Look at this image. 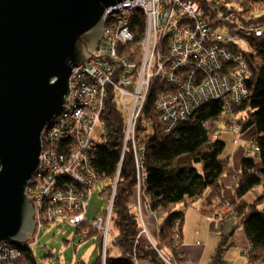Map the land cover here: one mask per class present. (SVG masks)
<instances>
[{
    "label": "built area",
    "instance_id": "obj_1",
    "mask_svg": "<svg viewBox=\"0 0 264 264\" xmlns=\"http://www.w3.org/2000/svg\"><path fill=\"white\" fill-rule=\"evenodd\" d=\"M225 3L226 0H126L108 9L101 41L89 61L73 69L68 103L41 135L40 172L26 189L34 204L35 234L46 224L59 221L74 226L78 240L85 241L89 237L84 228L87 225L104 235L105 252L111 237L113 203L108 214L97 220H87L86 210L100 181L93 159L98 145L108 135L102 116L110 91L116 94L126 116L124 144L125 148L132 144L137 166L134 200L141 224L138 234H146L144 212L151 210L145 191L146 146L138 131L155 81H162L166 87L157 96L154 109L167 134L174 133L207 103L219 101L230 112L251 96L242 47L260 38L264 27L244 25ZM128 97L131 100L127 103ZM232 119L227 133L235 136V147H244L248 159H259L261 150L256 139L242 141V128L236 118ZM97 127L100 136L94 139ZM232 213V208L224 207L212 215L211 228L219 229L233 217ZM249 250L247 247L244 255ZM160 255L166 264H171L170 258ZM20 257L15 245L0 243V264H11Z\"/></svg>",
    "mask_w": 264,
    "mask_h": 264
},
{
    "label": "trees",
    "instance_id": "obj_2",
    "mask_svg": "<svg viewBox=\"0 0 264 264\" xmlns=\"http://www.w3.org/2000/svg\"><path fill=\"white\" fill-rule=\"evenodd\" d=\"M225 5L244 25L264 27V15H258L264 12V0H226ZM245 47L247 51L244 47L242 49L247 61L246 83L251 96L241 106H233L230 112L219 101L207 103L180 124L174 133L167 134L154 109L157 96L166 87L162 81H155L152 86L145 119L138 132L146 146L143 163L147 172L145 191L150 199V210L160 221L155 246L140 243L141 224L138 211L132 205L138 182L135 155L132 144L125 148L126 116L116 94L110 91L102 116L108 135L106 141L97 147L93 168L98 179L107 183V191L102 195L110 201L116 192L111 211V237L105 252L104 235L84 226L89 231L88 239L95 235L99 238L100 254L91 264H166L160 253L170 258L171 264H182V227L189 208H201L210 219L224 207L232 208L236 228L244 230L249 242L246 264H264V196L252 203L246 199L250 192L264 185V30L260 38L251 39ZM224 114L228 117L224 119L225 128L212 129L213 122ZM232 118L237 119L242 133L250 126L255 128L251 138L256 139L261 152L259 159L250 160L244 147H236L244 156L236 174V199L227 204L222 178L232 164V156L226 153L227 143L221 137L227 134L223 131L229 130L233 124ZM34 235L29 242L15 245L21 257L11 264H38L31 249ZM226 245L225 241L220 243L211 264H228L223 260ZM116 249L119 255L115 254Z\"/></svg>",
    "mask_w": 264,
    "mask_h": 264
},
{
    "label": "water",
    "instance_id": "obj_3",
    "mask_svg": "<svg viewBox=\"0 0 264 264\" xmlns=\"http://www.w3.org/2000/svg\"><path fill=\"white\" fill-rule=\"evenodd\" d=\"M124 1L0 0V243L35 234L26 189L40 172L41 135L101 41L106 12Z\"/></svg>",
    "mask_w": 264,
    "mask_h": 264
},
{
    "label": "rangeland",
    "instance_id": "obj_4",
    "mask_svg": "<svg viewBox=\"0 0 264 264\" xmlns=\"http://www.w3.org/2000/svg\"><path fill=\"white\" fill-rule=\"evenodd\" d=\"M258 15H264L263 13H259ZM244 49L248 50L243 44ZM135 87L131 86L130 90L134 91ZM130 98H126V102H130ZM220 119L217 122H213L212 129L215 127L225 128L224 119H228L227 114L221 115ZM228 130L223 131V133H227ZM94 139H98L100 136V128L97 127L94 131ZM222 139L226 140L227 148L226 153L232 155L234 148V136L230 133L224 134ZM241 138V137H240ZM240 151V150H238ZM237 156H241V153L238 152ZM233 164L230 168L225 172V176L234 175ZM235 185H231L228 187L226 185V189L223 190V196L227 199L228 202H232L235 195ZM107 183L103 181H98L94 187V191L88 201V208L86 210V217L90 221L97 220L102 216H105L110 209L111 201L108 200L106 196H103L102 193L106 190ZM264 189V185L262 186ZM197 210V208H194ZM193 209L189 208L187 212L186 220L190 222V216ZM188 222V223H189ZM192 228H194L193 223ZM236 232L233 237H222L221 241H225L227 243L226 250L223 254V260L226 262V257L230 258L232 255L233 258H238L240 261H247L246 255H244V250L248 247V242L246 240L245 233L243 229L235 228ZM194 231V229H193ZM213 235V238H216L219 234L223 233L220 230L210 231ZM226 234V233H225ZM224 234V235H225ZM78 231L72 225H64L59 221H55L53 223H48L44 226L43 229L39 230L35 235L32 242V247L36 260L38 264H82L81 261L86 264L93 263L100 254V248L98 246V236L90 237L88 240L79 241L78 240ZM221 235V236H222ZM232 240H236V246L232 247ZM111 242V240H110ZM238 248V249H237ZM115 254L119 255V251L116 249ZM236 264L235 260L231 261ZM227 263V262H226ZM242 263V262H241ZM229 264V263H228Z\"/></svg>",
    "mask_w": 264,
    "mask_h": 264
},
{
    "label": "crops",
    "instance_id": "obj_5",
    "mask_svg": "<svg viewBox=\"0 0 264 264\" xmlns=\"http://www.w3.org/2000/svg\"><path fill=\"white\" fill-rule=\"evenodd\" d=\"M255 132L254 127H248L246 130L243 131L241 138L242 141L253 137V134ZM241 141V142H242ZM236 148L234 146L233 153H232V159L231 162L233 164L234 169V175H228L223 176L222 183L224 185V188L226 189V185L230 187L231 185H235L236 187V174L241 168V160L244 156L243 151ZM238 152L241 153V156H237ZM231 164V165H232ZM234 187V188H235ZM264 196V189L258 188L248 194L246 197L247 201L249 203H252L256 201V199L261 198ZM236 199V196L234 195V200ZM227 201V199H226ZM232 202H226L227 204ZM132 205L135 207V200L134 197L132 199ZM202 205V203H200ZM264 205V203H263ZM262 205V206H263ZM191 212V218L190 222L186 220L185 216V222L182 227V264H211L212 258H214V255H216V251L218 249V246L220 245L221 241L225 236L226 237H233V235L236 232V224L237 221L235 218L231 217L228 220L224 222L223 225L219 229H214L215 231L220 230L222 234H219L216 238H213V235L210 231H212V228L210 226V220L207 218L202 212L201 208H197V210H194ZM189 211V210H188ZM187 211V212H188ZM221 211V210H220ZM219 211V212H220ZM218 212V213H219ZM187 214V213H186ZM88 220V219H87ZM144 222H146V234L141 235L140 243L142 245H156L159 237V226L160 221L157 216H155L153 213L145 211L144 212ZM189 222V223H188ZM194 225V228H192V224ZM194 229V231H193ZM226 233V234H225ZM225 234V235H224ZM222 235V236H221ZM223 237V238H222ZM245 237V236H244ZM232 247L236 246V240H232ZM248 242V240H247ZM249 245V242H248ZM238 249V248H237ZM235 260L236 264H246L245 260L240 261L237 257L233 258L231 255L230 258L226 257V262L229 264H234L231 261ZM242 262V263H241Z\"/></svg>",
    "mask_w": 264,
    "mask_h": 264
}]
</instances>
